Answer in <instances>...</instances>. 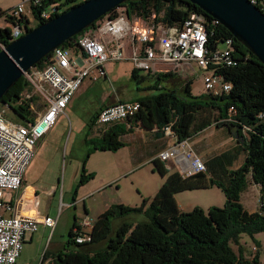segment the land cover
<instances>
[{
	"label": "trees",
	"instance_id": "obj_1",
	"mask_svg": "<svg viewBox=\"0 0 264 264\" xmlns=\"http://www.w3.org/2000/svg\"><path fill=\"white\" fill-rule=\"evenodd\" d=\"M86 1L88 0H44L42 7L34 9L33 16L43 24L46 21L41 20L40 12L44 8L55 5L51 15L53 19ZM192 13L206 17L210 49H217L228 39H233L234 56L238 64L216 70L225 83L231 84V91L221 96L204 94L197 98L192 94V79L185 81L177 89L160 85L178 80L177 74L148 73V80L156 82L143 90L161 92L136 99L135 102L140 103L141 109L128 119L131 129H127L125 124H117L105 130L90 151L88 159L96 151L116 153L124 148L122 137L134 127L155 131L158 138L165 136L166 127H171L176 140L186 141L187 148L194 154L188 140L211 127L213 120L217 127L226 126L232 137L233 128L239 127V138L243 140H236L237 144L233 149L203 161L206 170L194 175H185L176 166V171L168 170L166 163L156 158L153 160V170L165 178L156 195L152 199H144L139 207L111 205L95 221L90 240L83 244L75 241V230H80L75 219L69 232V240L56 255L53 264H261L258 255L252 259L246 258L241 237H254L264 233V119L260 117L264 113V65L228 29L186 0H128L97 22L113 20L121 14L145 20H150L155 15L156 23L181 25ZM97 22L86 31L95 28ZM9 23L28 25L29 21L24 17L19 20L11 19ZM10 32V27L0 32V41L6 47L10 44L7 40ZM79 37L80 35L71 38L62 47L74 53L79 52ZM51 55L35 68L43 69ZM132 78L137 82L147 79H140L136 69L132 71ZM25 92L31 93L32 87L23 76L2 98L1 104L10 107L22 120V124L27 126L42 112L43 102L36 95L25 99ZM231 107L236 110L235 118L229 117ZM97 118L98 114L93 118L92 127ZM228 119L234 122H227ZM245 128L249 130L246 131ZM243 154L244 161L236 168L235 165ZM86 163L87 161L83 165L74 201L79 188L95 178L93 173H87ZM249 177L260 189V205L255 212L247 211L241 199L248 188ZM213 187L221 189L226 196L223 208L213 207L208 211L195 208L191 212L180 209L175 197L177 194ZM132 213L143 214L148 220L136 225L123 222L113 229V220ZM233 245L239 247V254Z\"/></svg>",
	"mask_w": 264,
	"mask_h": 264
},
{
	"label": "built area",
	"instance_id": "obj_2",
	"mask_svg": "<svg viewBox=\"0 0 264 264\" xmlns=\"http://www.w3.org/2000/svg\"><path fill=\"white\" fill-rule=\"evenodd\" d=\"M44 0L22 1L3 13L7 20L27 18L33 21L34 9L43 6ZM264 16V0H248ZM51 10L44 8L41 20L49 21ZM49 6V7H50ZM141 17H127L121 14L115 19H105L96 23L95 28L82 34L78 39L79 52L59 47L48 59L46 66L38 70L35 67L25 73L32 95L41 98L42 112L34 122L27 126L14 124L5 118L7 105L0 103V264H16L20 258L25 236L34 233L44 225L55 229L57 219L38 217L22 211L20 202H9L7 192L20 190L25 173L30 166L38 141L47 135L59 116L65 114L71 100L86 79L96 82L107 77L106 67L110 63L130 62L134 69L151 74L185 73L197 66L203 72V91L206 95L221 96L228 94L232 86L225 83L216 73L220 67H233L238 64L234 56V41L228 39L224 49H210L208 22L204 15L192 13L183 24L169 25ZM216 23H219L215 20ZM10 27L9 43L21 38L30 30L29 24L9 25L0 23V32ZM6 46L0 41V50ZM141 109L139 102H117L103 108L96 125L105 130L114 125L127 122ZM229 117L236 116L234 107L229 109ZM264 119V113L260 115ZM227 122H234L232 119ZM246 131L249 129L245 128ZM165 137L175 139L171 146L158 155L164 163L173 161L185 175H194L206 170L203 160L187 148L186 141L178 142L171 127L164 129ZM5 212L8 215L4 216ZM76 229L75 241L83 244L90 240V234H83L82 227H88V221L80 223Z\"/></svg>",
	"mask_w": 264,
	"mask_h": 264
},
{
	"label": "rangeland",
	"instance_id": "obj_3",
	"mask_svg": "<svg viewBox=\"0 0 264 264\" xmlns=\"http://www.w3.org/2000/svg\"><path fill=\"white\" fill-rule=\"evenodd\" d=\"M52 8L53 6H50L49 10ZM5 18L7 20L6 15L0 17V23L9 25V22L5 21ZM39 25L40 20L35 19L33 16V21L29 23V29H35ZM219 48L224 49L226 46L225 44H221ZM194 67L193 70L188 72L177 73L178 80L175 79L168 84L161 83L160 85L180 89L185 81L192 79V94L197 98L203 96L204 72L199 67ZM133 69V65L127 61L110 63L106 67L110 78L108 82H99V80L92 82L90 79H86L70 102L65 114L59 116L51 131L43 138L47 144L45 150L41 152L44 154L34 159L32 166L26 173L28 184L39 182V177L44 178L39 187L47 191L46 196L42 197L45 202L52 197V194L50 195L48 193L53 192L54 190L52 189L57 188L55 190V204L52 208L51 215L53 216L52 218L60 215V224L63 227L62 231H60V234H62L60 238L65 244L69 240V228L73 225L75 217L82 219L88 216L84 210L85 205L92 209L89 218L94 222L98 219L99 212L104 208L105 203H123L130 207H139L144 199H152L159 191L160 186L163 185V183H160L163 177L159 174L155 175L158 183L156 185L151 184L148 176L149 168H146L141 171V173H144L143 185H132L130 179L126 180L129 176L126 174L122 176L123 180L113 182L103 188L104 192H102V195L99 193L100 191H97L94 195L90 194L89 196L88 193L98 188V179L96 182L90 183L86 188H82L83 186L80 187L74 203L73 198L82 177L84 162L87 161V173H90L92 170H99L104 174L108 170L118 174L123 166V161L127 158V153H132L134 147L138 145L135 143L131 144L129 142L130 138H125L123 141L126 144H130L128 149L120 150L116 153L96 151L88 159L90 151L99 141V136H101L92 127L95 112L103 104H108L109 106L115 103L111 99L115 95V91L117 93L120 91L121 97L126 102H130L148 94L147 91L143 90L145 86L155 84L156 80H148V72L142 70L138 71V76L140 79L144 77L147 79L142 82L133 80ZM159 92L161 91L155 90L151 94H158ZM216 117H218V113H216ZM5 118L14 124H22V120L10 107H6ZM213 123L211 127L204 130L201 134H196L188 140L191 149L203 161L205 157L201 156L200 153H206L209 157L231 150L237 144L236 139L231 136L226 126L217 127L215 126L214 120ZM244 135L247 136V133L244 132ZM166 139L168 140V138ZM151 148L152 145L149 143L147 150L150 151ZM55 157L59 159L57 172L54 164H51L55 162ZM243 161L244 154L236 163L235 167H239ZM112 163L113 165H110ZM145 166L150 167L151 164L146 163ZM176 169L175 167L174 170ZM50 178L53 181H50ZM57 178L59 179L58 184ZM248 181V188L242 194L241 199L247 211L255 212L259 209L260 205V189L259 186L253 183L250 177ZM51 185L57 187L50 189ZM39 187V191L43 194V190ZM83 196L86 197L80 200ZM176 196V201L184 212H191L195 208H200L204 211H208L213 207L223 208L226 203L224 192L217 187L182 192ZM45 202H43L44 205ZM147 220L143 214L132 213L123 218L113 220V229H116L123 222L136 225ZM241 245L243 246L246 258L252 259L255 255H258L261 264H264V233L257 234L254 237L242 235ZM233 248L239 254V247L233 245Z\"/></svg>",
	"mask_w": 264,
	"mask_h": 264
},
{
	"label": "water",
	"instance_id": "obj_4",
	"mask_svg": "<svg viewBox=\"0 0 264 264\" xmlns=\"http://www.w3.org/2000/svg\"><path fill=\"white\" fill-rule=\"evenodd\" d=\"M128 0H88L28 30L0 51V103L2 98L55 49L84 33L92 24ZM217 20L264 65V16L248 0H186ZM239 138V127L232 130Z\"/></svg>",
	"mask_w": 264,
	"mask_h": 264
},
{
	"label": "crops",
	"instance_id": "obj_5",
	"mask_svg": "<svg viewBox=\"0 0 264 264\" xmlns=\"http://www.w3.org/2000/svg\"><path fill=\"white\" fill-rule=\"evenodd\" d=\"M22 1H27V0H0V17H2L3 13L7 12V10H10L11 8L17 6ZM109 80H110V78H109L108 73H107V77L100 79L99 82H108ZM166 84H168V83H166ZM149 87H150V85H147L143 89H148ZM163 87H166V85H163ZM147 92H148V94H146L145 96L151 94L152 91H147ZM111 99L114 100L115 103L121 102V101L126 102V100H124V98L121 97L120 91L118 93L115 91V95ZM107 106H108V104H103L95 112V115L99 114V112ZM121 124H125L127 129H131V126H130V124H128V122H124ZM94 131L96 133L99 132L102 135L103 132L105 131V129L97 126L96 122H95ZM201 133H199V134H201ZM45 136H43L38 141L37 146L35 148L34 158L31 162L30 166L28 167L27 171L32 166L34 159H36V157L39 158L41 155L44 154L41 152H43L47 146L46 142H44V139H43ZM97 136H98V134H97ZM99 137H101V136H99ZM125 138H130L129 142L131 144L132 143L138 144L137 147H134L132 153H127V158L123 161V163H122L123 166L120 169V172L118 174L113 173V171H108V170H106V172H104V174L99 170H92L90 172V173H93L95 175V178L93 180H91L88 184L83 186L82 188H86V186H88L92 182H96V180H98V179H99V183H98L99 186L96 190L88 193L89 196H90V194L94 195L97 191H100L99 193L102 195V192H104L103 188H105L106 186L110 185L113 182L123 180L122 176H124L126 174L129 175L126 178V180L130 179V182L132 185H137V186L143 185L142 183L144 181V178H143L144 173H141V171L143 169H146V168H149V174L150 175L148 173L147 174L149 176L150 183L151 184L153 183L154 185H156L158 183V179H156V177H155V175L158 173L153 170L154 169L153 160H155L162 151L168 149L171 146V144L174 143L175 139H169L168 138V140H167L165 136L158 138V136L155 134V131L145 130L141 127H134V129H132L131 132H129L128 134H126L125 136L122 137V141ZM149 143L152 145V148L150 151L147 150V146ZM129 146H130V144L125 143V147L122 148L121 150L128 149ZM195 154L198 157H200L197 153H195ZM200 154H201V156L205 157L204 161L208 160L211 157V156L208 157V155L206 153H200ZM218 154H220V153H218ZM215 155H217V154H215ZM215 155H213V156H215ZM146 163H150L151 166L146 167L145 166ZM51 164H54V166L56 168V172H57L58 167H59V159L55 157V162L51 163ZM110 165H113V163ZM166 168L168 170H171V171H176V170H174L175 164L173 161L166 163ZM27 171H26V173H27ZM26 173H25L24 181H23V184H22L20 190L17 192H7L6 193L7 200L13 204H16L19 201L20 206L22 207V211L26 214L34 215V216H38V217H53L51 215V211H52V208L54 207V204H55V195H56L55 190L57 188H54V189H52V188L57 187V186L51 185L50 189H52L54 191L49 192L48 194H50V195L52 194V197L50 199H48V201L45 202L42 199V197L46 196L47 191H44L43 190L44 188L39 187V185L41 184V181H43L44 178L39 177L38 178L39 182L28 184L27 180H26ZM161 180L162 181L160 183L162 184V183H164L165 178L163 177ZM50 181H53L52 178H50ZM58 183H59V179L57 178V184ZM38 187L41 190H43L42 191L43 194H41V191H39ZM85 197L86 196H83L82 198H80V200H82ZM43 202H45V205L43 204ZM74 203H75V201H74ZM120 204H123V203H120ZM111 205H113V203H110V204L105 203L104 208L102 210H100V212H99V216L104 211H106ZM179 207H180V205H179ZM180 209L182 211H184L181 207H180ZM84 210L88 216L85 218H82V219H77L75 217V219H76V223H77L78 227H80V225H81L80 223H82L84 220L88 221V223L90 225L88 227H82L81 231L83 234H90L92 232V228H93V225H94L96 220L93 222L89 218V215H91L92 209L88 208V206L85 205ZM2 215L7 216L8 214L3 212ZM54 219H57V225H56L55 229L41 225V226H39V228L36 232L28 233L25 236L23 251H22V254H21V256L18 259L16 264H53L54 263L56 255L60 251H62L63 247L65 246L64 241L60 238L62 236V234H60V231H62V229H63L62 225L60 224V215H58ZM75 219H74V222H75ZM73 225H74V223H73ZM73 225L69 228V232L72 229ZM68 235H69V233H68Z\"/></svg>",
	"mask_w": 264,
	"mask_h": 264
}]
</instances>
